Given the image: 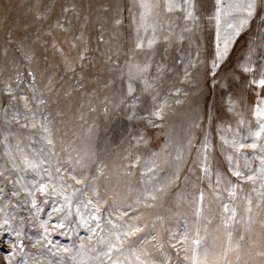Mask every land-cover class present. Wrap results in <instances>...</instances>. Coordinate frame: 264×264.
Masks as SVG:
<instances>
[{"label": "snow or ice", "instance_id": "obj_1", "mask_svg": "<svg viewBox=\"0 0 264 264\" xmlns=\"http://www.w3.org/2000/svg\"><path fill=\"white\" fill-rule=\"evenodd\" d=\"M25 7L10 21L0 0V264H264V35L232 61L254 17L264 32V0ZM204 84L230 119L217 122L211 103L203 120L194 111L171 159L158 162L139 131L112 164L58 135L74 96L111 91L106 113L155 128L171 108L162 91L179 105Z\"/></svg>", "mask_w": 264, "mask_h": 264}, {"label": "rangeland", "instance_id": "obj_2", "mask_svg": "<svg viewBox=\"0 0 264 264\" xmlns=\"http://www.w3.org/2000/svg\"><path fill=\"white\" fill-rule=\"evenodd\" d=\"M5 2L8 4L7 15L10 21H19L23 18L27 0H5ZM236 2L237 0H223L225 10H229L228 6ZM258 12L261 16H264V10L258 9ZM259 25L260 20L254 17L249 25L243 29L241 35L236 38L237 42L233 46L234 52L232 53L233 62L246 56L249 45L261 44V36L264 35V32H262ZM174 83L176 82L170 80L164 88L168 89ZM233 91L238 93L240 88L234 86ZM105 95L111 98L112 93L101 89L96 94L74 96L71 100L62 102L60 108L64 116L63 119L58 121L56 127L60 129L58 135L67 133L66 139L75 142L73 147L81 155L86 156L89 153H96L110 164L118 161L119 154L123 153L124 148L127 147L126 140L129 133L135 131L147 136L149 140L148 148L151 152L161 154V159L158 162H162L163 158L168 156V153L172 154L168 157V159H171L175 156L176 148L185 142L194 111L200 113L201 120L204 119L206 103L215 105L214 111L211 108L208 110L212 112L217 122H225L230 119V115L224 110L222 93L219 90L209 89L206 84L202 85L200 90L189 88L187 98L181 96L184 103L179 105L168 96L166 91H162L159 102L164 103L166 101L167 104L171 105V108L168 109L166 121L162 123L161 127L155 128L150 125L145 126L140 122H135V127H133V122L127 119V113L121 112L119 109H113L111 104H107L109 111L106 113L104 110L106 106ZM152 104L153 101L148 99L146 104L141 105V108H151ZM206 126L210 127V124ZM197 136H199L198 132ZM37 147H39V144H37ZM75 154L74 152L73 155ZM188 167H192V165L189 164ZM115 182V179H113L114 184ZM128 202L131 203V201ZM160 211L163 212V209ZM214 228L215 222L213 225L208 226L210 241L214 236L220 235L214 232ZM86 234L81 230V236ZM56 238L63 244L72 243L71 239L59 236ZM72 239H75V237Z\"/></svg>", "mask_w": 264, "mask_h": 264}]
</instances>
